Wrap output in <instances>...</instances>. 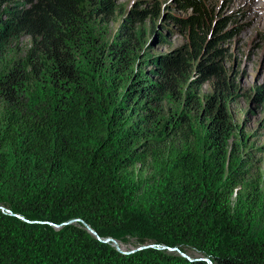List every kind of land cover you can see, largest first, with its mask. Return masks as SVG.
I'll return each instance as SVG.
<instances>
[{
    "label": "trees",
    "instance_id": "16d2710c",
    "mask_svg": "<svg viewBox=\"0 0 264 264\" xmlns=\"http://www.w3.org/2000/svg\"><path fill=\"white\" fill-rule=\"evenodd\" d=\"M180 3L199 11L198 0ZM115 9L110 0H0V264H264V228L227 200L244 170L236 144L227 148L225 104L206 98L201 140L188 113L164 114L197 57L200 80L215 77V92L232 86L216 61L226 20L211 32L201 14L178 20L194 56L186 48L159 59L157 84L137 67L148 58L131 52L159 8L130 9L109 43L93 24ZM15 34L29 45L9 62L2 46ZM147 158L157 179L137 203L126 171ZM82 223L100 239L140 245L124 254ZM185 248L207 260L177 252Z\"/></svg>",
    "mask_w": 264,
    "mask_h": 264
},
{
    "label": "rangeland",
    "instance_id": "374dc122",
    "mask_svg": "<svg viewBox=\"0 0 264 264\" xmlns=\"http://www.w3.org/2000/svg\"><path fill=\"white\" fill-rule=\"evenodd\" d=\"M110 1L116 5L111 21L105 23L101 18H96L93 24L95 34L109 43L115 42L122 19L128 16L130 9L143 11L154 5L159 8L158 18L148 19L144 24L142 47L131 52V57H135L136 61L148 58L146 64L138 63L137 67L142 66V70L148 72L149 79L157 84L161 83V70L157 63L159 59L174 56L186 48L188 55L191 58L194 56L190 29L185 28L178 20L201 14L204 29L208 32H211L217 21L226 20L218 33L225 35V40L216 46V49L225 52L216 61L224 71L227 86H232L215 92V77L200 80L201 76L196 72V63L199 60L197 57V61L190 65L183 84L177 87V97L167 95L163 104L164 114L168 116L170 113H188L192 119L195 118L191 124L195 126L201 140L204 135L201 119L205 117L201 114L203 108L207 107L206 98L215 94L217 99L220 98V102L225 104V117L233 130L227 148L236 144L235 147L242 156L241 167L244 170L237 186L231 193H227L228 203L237 211L243 210L247 205L250 208L252 226L264 228V94H256L259 88L264 87V0H198L199 11L193 7L185 10L181 0ZM4 40L2 49L5 50L9 62L22 57L29 45V38L23 34L7 35ZM220 102L217 100L214 103L212 112ZM1 108L0 103V123ZM126 172L136 202L143 203L157 179L152 160L147 158L143 163L129 167ZM255 196L257 199L253 203ZM105 239H111L109 242L123 252L134 251L140 245L129 235L123 236L121 240ZM177 252L190 259L207 260L204 254L192 248L177 249Z\"/></svg>",
    "mask_w": 264,
    "mask_h": 264
},
{
    "label": "water",
    "instance_id": "95a60500",
    "mask_svg": "<svg viewBox=\"0 0 264 264\" xmlns=\"http://www.w3.org/2000/svg\"><path fill=\"white\" fill-rule=\"evenodd\" d=\"M9 214L10 215H12V213L11 212H9ZM16 217L17 218H21V217H19L18 215H16ZM22 219V218H21ZM83 224V226L86 228V230L89 232V233H91L98 241H101V242H103V243H108L109 241H111V239H100L98 236H97V234L87 225V224H85V223H82ZM115 246V245H114ZM116 247V246H115ZM147 247H154L153 245H148ZM117 248V247H116ZM143 248H146V247H141V249H143ZM159 249H166V247L165 246H161V247H158ZM118 249V248H117ZM169 251H172L173 249H168ZM118 251H120V252H122V253H124V254H127V253H133L134 251H131V252H123V251H121L120 249H118ZM181 256H183L184 257V255H181ZM187 259H189L188 257H186ZM201 260V259H200Z\"/></svg>",
    "mask_w": 264,
    "mask_h": 264
}]
</instances>
